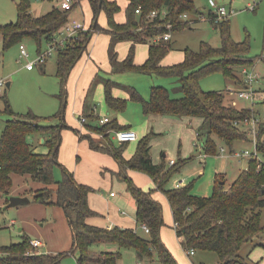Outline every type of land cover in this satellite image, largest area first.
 Returning <instances> with one entry per match:
<instances>
[{"label": "trees", "instance_id": "1", "mask_svg": "<svg viewBox=\"0 0 264 264\" xmlns=\"http://www.w3.org/2000/svg\"><path fill=\"white\" fill-rule=\"evenodd\" d=\"M92 10V24L86 31H79L67 39L56 49V75L60 79L61 88L66 77L79 59L82 51L90 40L91 28L101 31L95 19L100 11L107 18L110 35L109 59L116 71L131 70L141 73H152L164 77H177L182 96L171 97L167 88L151 86L149 97L142 98L131 89L130 98L141 103L145 114L157 113L164 115L194 116L202 118L197 129V141L202 140L201 148L206 155H216L220 146L233 152L234 143L248 141L247 129H241L234 121L243 120L252 114L248 108L238 109L224 102L222 91H204L199 79L210 73L220 72L228 80H237L242 87L246 83L236 74V67H244L252 62L248 55L247 42H236L231 36L229 18L217 23L210 22L218 28L220 46L213 47L202 41L197 51L186 48L181 62L163 66L160 61L172 48L169 40L152 39L167 31H178L190 26L189 20L180 15L203 14L196 8L194 0H128L125 9V22L116 23L114 14L119 6L114 0H87ZM74 6V4H73ZM72 6V8H73ZM71 8V9H72ZM140 8V13L135 10ZM70 10L59 6L51 7L41 15L31 13L30 0H19L17 18L9 24H0V36L3 46L19 42L24 37L32 38L40 52L41 42L46 45L58 43L60 31L70 19ZM152 10H165L164 19H147ZM206 16L213 17L208 10ZM171 23L168 29L165 25ZM152 42L148 58L142 65L133 64V46L123 61L117 60L114 44L117 41ZM264 59V58H263ZM238 77V78H237ZM237 82V83H238ZM63 101L62 93H59ZM105 98L110 107L122 109L123 100H116L111 95L109 83L105 84ZM62 106V104H61ZM6 111L13 118L6 121L0 135V192L9 194L12 186V175L27 174L33 181L44 187L32 190V200L43 205H58L63 208L72 233L71 253L76 252V264H120L123 250L131 249L139 260H152L156 256L161 264H179L170 250L162 241L160 231L163 226L162 205L152 197L153 190L139 188L128 176V170H137L150 176L155 184L154 190L166 195L174 221L177 239L184 251H212L218 256V264H256L248 263L238 257L242 245L261 230L259 209L264 208V121L258 122L256 136L257 156L247 158V168L224 187L223 177L216 180L210 196H199L193 193L192 184H184L167 188L169 179L193 159V156L182 158L178 152L171 165L165 157L155 164L150 155L149 142L153 133L137 141L136 150L129 159L123 158L122 152L127 143L116 146L110 139V131L122 130L115 120L98 126L95 131L103 136L98 141L88 135L89 145L111 155L119 167L126 188L135 202V218L139 226L146 224L148 233L139 234L134 229L99 227L88 224L87 217L95 212L88 203L91 188L75 181L73 174L61 167V178L54 180L53 167L57 164V152L61 140V129L66 125L60 122L50 124V118H42L29 112L16 115L6 102ZM63 113L58 111L54 117L62 121ZM40 121H46L43 125ZM28 136L43 138L41 143L46 152H37ZM221 144V145H220ZM180 148V146H179ZM54 186V188H52ZM30 238L23 235L18 243L0 247V264H59L62 253L55 255L39 253L29 243ZM106 246L94 254L92 248ZM264 244V243H263ZM264 246V245H263ZM115 247V248H114Z\"/></svg>", "mask_w": 264, "mask_h": 264}, {"label": "rangeland", "instance_id": "2", "mask_svg": "<svg viewBox=\"0 0 264 264\" xmlns=\"http://www.w3.org/2000/svg\"><path fill=\"white\" fill-rule=\"evenodd\" d=\"M19 0H0V24H9L17 18V3ZM74 3L71 9V17H76L88 23L91 17V8L87 0H80V3ZM120 2L125 0H116ZM218 5H224L228 11L230 20L231 36L234 41L247 42L249 49L248 55L252 57V62L244 67H236V74L243 81L245 74L242 69L245 68L248 73L254 75L253 81L248 85L253 91L257 92L261 97L259 100L240 98L235 92L236 89H241L242 84L237 80H228L222 73L214 72L206 74L199 79L200 87L204 91H222L225 94L224 102L238 109L248 108L252 111L256 121H264V0H214ZM59 0H30L31 13L33 15H41L47 12L51 7L58 6ZM197 9L203 12L210 10L208 0H194ZM77 5V6H76ZM75 7V9H74ZM120 10V9H119ZM104 13L103 11H101ZM120 12V11H118ZM102 14H100V18ZM106 17V16H105ZM190 19H194V15H189ZM99 18V20H100ZM86 27V26H85ZM89 28V27H86ZM104 29V28H102ZM210 21L204 19L196 22H190L189 27H185L178 31L171 32V44L177 50L172 51V62L178 60L181 50L188 48L197 51L199 44L202 41L209 43L213 47L220 46V35ZM101 32H105L101 30ZM25 46L28 52V57H19V45ZM48 45L44 41L41 42L40 51L47 50ZM38 46L35 40L29 37L22 38L19 42L10 44L4 48L2 37L0 36V79L9 83L5 85L3 92H0V135L5 126L6 121L13 118L6 111V102L10 109L16 115H26L32 112L42 118H50L51 125H57L61 120L55 118L54 115L61 110L64 115V95L63 101L60 99L61 84L60 79L56 75V58L57 53L53 52L47 59L46 64L41 68L40 64H36L32 70L26 68V64L33 60L37 55ZM109 55V53H108ZM110 61V59H109ZM172 65V64H171ZM113 74L96 75L91 83L93 91L101 78H112ZM101 77V78H100ZM237 77V78H238ZM115 83L120 84V88L127 90L128 87L135 88L143 98L147 99L151 86H163L168 89L171 97L179 98L182 93L179 91L180 82L177 77H164L150 73L131 72L116 74L114 76ZM238 82V83H237ZM127 92V91H126ZM62 104V106H61ZM132 107L139 108L136 102H130L129 108L125 113L134 116L136 110ZM139 111V110H138ZM63 117V116H62ZM46 121H40L44 124ZM42 124V125H43ZM65 127H68L67 125ZM241 129L245 128L240 126ZM244 130V129H243ZM248 141H237L234 143L233 152H241L248 150L254 152V144L252 136L248 135ZM28 141L36 145L37 152H45V146L39 143L37 137L28 136ZM36 139V140H35ZM116 145V140H112ZM196 153L182 169L174 174L167 183V188L173 186L177 180L183 179L186 184H192L193 193L199 196H210L216 180L223 177L224 187L228 185L238 176V174L247 168L248 159L244 157H231L228 154L229 148L224 146L226 152L224 154L217 153L216 155L204 156V151L201 148L202 140H195ZM127 145V144H126ZM179 145V144H178ZM117 146V145H116ZM221 148V146H220ZM149 183H153L150 176L142 172ZM53 177L55 181L61 178V167L55 164L53 167ZM99 181H102L99 178ZM127 192L125 184L122 183ZM91 192L106 198L110 192L117 194L118 197L125 196L121 186L116 184L111 189H104L101 184L90 185ZM44 187L43 184L33 181L27 174L12 175V186L9 192L18 194H26L30 199L32 190ZM54 188V186H52ZM145 191L154 190L153 186L142 188ZM129 193V192H127ZM129 196V194H126ZM161 198L159 201L163 206V239L173 245V256L179 264H218V256L212 251H195L190 255L189 251H184L179 240L176 237L171 210L168 205L166 195L163 192L156 194ZM32 200V197H31ZM102 206L106 207V202L102 201ZM5 197L0 192V247L11 243H18L25 235L30 239H39L44 246L37 249L39 253L58 254L62 253L59 264H76V252L71 253L73 238L68 220L64 210L58 205H43L34 202L33 200L24 205L13 207H5ZM117 211L124 212V218H133L130 206H121ZM260 225L261 230L245 242L238 252V257L248 263L264 264V208H260ZM98 213V212H97ZM105 213V212H102ZM118 213V215H119ZM104 215V214H103ZM162 239V240H163ZM163 240V242H164ZM100 247L102 244H99ZM256 246V247H254ZM264 247V246H263ZM115 248V247H114ZM94 254H97V246L92 248ZM252 250L251 254L249 252ZM120 264H161L159 259L154 256L152 260H139L133 250L126 249L122 252ZM239 264V263H237Z\"/></svg>", "mask_w": 264, "mask_h": 264}, {"label": "crops", "instance_id": "3", "mask_svg": "<svg viewBox=\"0 0 264 264\" xmlns=\"http://www.w3.org/2000/svg\"><path fill=\"white\" fill-rule=\"evenodd\" d=\"M114 1L117 3L116 0ZM79 3L80 0L77 1V4ZM127 4L128 0L120 2V5L118 4L120 12H116L114 14V20L116 23L125 22V9L127 7ZM73 11L71 10V12ZM71 12L69 15L70 19L80 20L76 17L72 18ZM202 13L206 12L202 11ZM100 14H102L101 18ZM105 16V13H102L100 11L95 19V22L100 28L107 29L108 24L107 18ZM92 19L93 15L91 10V17L88 19V23L83 19L80 21H82L86 27H90L92 24ZM196 21L199 20L196 18L191 19V22ZM171 37L169 39V42L171 40ZM110 38L111 37L108 33L97 31L91 28L90 40L87 43L86 48L82 51L79 59L72 66L66 77L63 89H61V93L62 95H64L65 104V108L63 111L64 115H62V122H64V124L68 127H63L61 129V140L57 152V164H59L60 167H64L65 169L70 171L73 174L75 181L79 184L87 185L91 188L90 185H96L97 183L101 184L104 189H111L116 184H119L123 192H125V188L122 185V183H125L118 173L119 167L116 160L108 153L90 147L88 138L85 137V135H88L96 141L103 137L101 133L95 131L98 126L102 125L99 123V119L101 117L107 116L109 118V121L115 120L120 126L125 127L124 129H132L136 132L137 140L128 142L122 152L123 158L125 159H129L133 156L136 150L137 141L140 138L146 136L149 133H153L154 135L150 139L149 146L150 155L152 161L155 164L159 163L162 157H165V160L168 163L170 159L175 160L177 158L178 152H180L182 158H187L190 157V155H194L196 153V144L194 143V141H197V129L199 128L203 120L200 117L194 116L177 117L173 115H164L157 113L145 114L143 112L141 103L130 98L131 89L124 90L120 88V84H117L114 80H112L114 79V76L116 74L131 73L136 71H116L113 69L108 55ZM152 42L128 40L115 42L114 51L117 55V60L123 61L127 57L130 47L133 46V64L136 66L142 65L148 58L149 47ZM157 42L154 41L153 43ZM175 50L177 49L172 46L169 52L160 61V64L163 66H167L181 62L184 58V50H181V54L179 55L180 58L178 60L172 62V60L170 59L172 56L171 52ZM46 62L40 65L42 66L41 68H43ZM100 71L101 74H113L114 76H112V78H109L110 80L100 77L101 81L92 91V80L96 75H99ZM106 83H109L112 97L116 100L124 101V107L122 109L110 107L107 104L105 98ZM133 90L141 95L135 88H133ZM148 97L149 94L147 98ZM130 102H136L139 104L140 109H137V107H132L136 110L134 116L129 113H125L130 106ZM81 117L85 118L84 122H81ZM113 132V130L110 131L109 135V139L111 141L116 140L113 136ZM37 139H39V143L43 142V138L37 137ZM116 141L117 146L121 144V142H119L118 140ZM34 147L35 151H38L37 146L34 145ZM46 151L47 149L45 148V152ZM225 152L226 150L224 149V146H221L219 153L224 154ZM233 153L234 152L228 151V154L231 157L236 158L235 156H233ZM206 156L207 155L204 154V156L200 158V160H203V158ZM127 174L139 188H146L150 185L155 188L154 182L152 181L153 183H149L148 179L143 176L144 174L142 172L137 170H128ZM99 178H101L102 181H99ZM175 184L176 183H174L173 186L171 185V187H174ZM91 191L88 193V203L95 214L87 217L86 222L88 224L105 228H112L114 226H118L120 228H129L136 230L141 235H145V232L140 228L139 224L136 221L135 202L132 199L130 193H127L128 190L125 193L129 194V196L125 194V196L122 195L121 197H118L117 194L110 195V192L109 196H107L106 198L95 193L96 190L95 192ZM159 192L161 191L153 190L152 192V197L158 202L162 201L161 198L156 195ZM9 194L17 195V193L15 192H9ZM18 195L26 196L25 193ZM31 197L30 202L32 201ZM102 201L106 202V207L102 206ZM6 203L7 201L5 200V204ZM121 206H130L133 218L122 217L126 216V214L124 212L119 213L117 211V209ZM164 226L165 224H163L160 231L162 239V229ZM164 244L170 250V252L173 253V245L171 246L165 240ZM42 246H44V243ZM262 248L264 249L263 246ZM98 249H101L97 250V252H100L102 250H106L107 247L104 245V249L103 247H98ZM251 252L252 250L249 252V255L251 254ZM134 255L136 256L135 252Z\"/></svg>", "mask_w": 264, "mask_h": 264}, {"label": "built area", "instance_id": "4", "mask_svg": "<svg viewBox=\"0 0 264 264\" xmlns=\"http://www.w3.org/2000/svg\"><path fill=\"white\" fill-rule=\"evenodd\" d=\"M76 2V0H59L58 6L63 9V10H70L73 6V4ZM208 4L210 6V11L213 13V17L209 18L206 16V13L203 14H198L194 16L198 20H208L210 21L213 20V23H217L221 20L227 19L229 14L226 7L224 5H218L214 0H208ZM136 13H140V8H137L135 10ZM166 15L165 10H152L150 11L146 17L149 20H152L154 18L158 19H164ZM190 14L188 13H183L180 15V18L183 20H189L191 22V19L189 17ZM212 23V22H211ZM168 29L171 27V23H167L165 25ZM88 28L85 27L84 23L80 20L77 19H69L67 24L63 27V29L59 33V37L57 38L58 43L49 45L47 50L45 51H40L37 53L35 58L31 61H29L26 64L27 69H33L36 64H44L48 57L53 53L56 52V49L58 47L62 46L64 42L69 39L70 37H73L76 35L77 32L79 31H86ZM171 37V31L164 32L162 35L156 36L153 38V41L157 42L159 40H169ZM29 54L26 51V48L24 45L20 44L19 45V57H28ZM242 73L245 74L244 77V82L246 85L242 87L241 89H236L235 92H237V95L240 98L244 99H249L250 101H253L254 99L259 100L261 97L258 95L257 92L253 91L251 88H249V84L253 81L254 75L250 74L247 72L245 68L242 69ZM6 81L3 79H0V92H3V89L5 88ZM248 84V85H247ZM81 122L85 121L84 117L80 118ZM109 122V118L107 116H103L99 119L100 124H105ZM234 123L238 126L245 127L247 129V135L252 136L253 144H254V152L250 153L248 150H244L241 152H234L233 156L235 157H249L251 155L257 156V151H256V136H257V127H258V121L253 117V114L246 116L243 120L239 121H234ZM113 136L116 140H118L121 143H128V142H133L137 140V134L134 130L132 129H122L118 131L113 132ZM221 149V148H220ZM174 159L169 160V164H173ZM175 186H181L185 184V181L183 179L177 180L175 182ZM110 195H114V193H110ZM140 228L145 232L148 233V226L146 224H141ZM30 245L37 251L39 247L43 245V243L39 239H30L29 241ZM189 254H193L194 250L191 249L188 252Z\"/></svg>", "mask_w": 264, "mask_h": 264}, {"label": "water", "instance_id": "5", "mask_svg": "<svg viewBox=\"0 0 264 264\" xmlns=\"http://www.w3.org/2000/svg\"><path fill=\"white\" fill-rule=\"evenodd\" d=\"M7 86H9V83H7ZM43 141V139H42ZM5 200L7 201L5 207H13L18 205H24L30 202V199L26 196H20V195H11L6 194Z\"/></svg>", "mask_w": 264, "mask_h": 264}]
</instances>
